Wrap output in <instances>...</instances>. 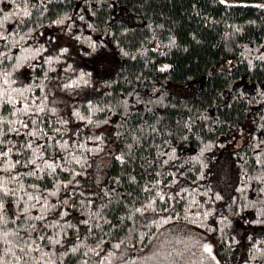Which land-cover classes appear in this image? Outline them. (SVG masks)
I'll return each instance as SVG.
<instances>
[{"label": "trees", "instance_id": "obj_1", "mask_svg": "<svg viewBox=\"0 0 264 264\" xmlns=\"http://www.w3.org/2000/svg\"><path fill=\"white\" fill-rule=\"evenodd\" d=\"M91 3L94 14L85 11V0H50L42 19L33 15L30 19L17 18L24 23L15 19L6 22L9 33L16 34L15 46L8 41L12 51L27 56L16 70L21 75L13 76L12 87L23 88L25 98L31 96L37 106L45 108L42 113L20 117L25 123L31 121L29 127L21 131L17 125L18 134H9L17 142L16 147L33 142L32 149L13 153V159L20 161L18 170L26 190L33 197H43L28 203H38L48 211L40 221L35 216L44 215L41 208L31 209L33 219L29 223L34 232L25 224L28 217L0 225V232L9 228L24 231L42 249L52 247L58 251L66 250L67 245H53L38 237L63 236L75 242L80 236V252L62 257L63 264H81L84 245L95 248L98 243L101 247L96 251L106 264H215L203 251L205 240L213 245L221 264H243L247 235L253 229L258 232L260 226L244 222L253 218L249 209L229 215L231 225L220 222L219 216L228 214L223 205L229 196H238L239 206L257 195V183L241 181L239 175L242 168L247 169L246 174L258 175L260 166L255 163L254 153L264 155V146L256 147L264 141V129L260 128L264 124V101L250 103L248 99L259 100L257 93L264 89V61L259 59L264 52V9L257 7L264 0H116L113 7H103L99 0ZM0 8L9 10L12 4L4 0ZM65 13L75 21L66 23L84 36V41L61 31L63 26L48 23ZM80 15L85 16L84 21L79 20ZM109 17L116 23L106 33ZM36 20L41 26L29 33L27 29L35 28ZM88 24H93L94 30L88 29ZM121 26L129 32L121 34ZM21 36L25 38L21 40ZM88 36L105 44L113 41L105 49L107 70L101 67L96 53L85 56L81 51L91 52ZM172 36L176 37L174 43L169 42ZM115 41H120L131 55L122 56ZM41 46L38 52L24 51L26 47L32 50ZM63 46L69 48L68 53L60 54L63 59L49 61L48 57H55ZM5 63L7 68H0L9 70L12 62ZM68 63L72 67L66 69ZM250 63L254 67L250 68ZM164 64L171 67L162 70ZM81 72L91 73L84 77L90 84L59 87L74 77L79 83ZM101 81L106 83L102 85ZM45 96L47 99H42ZM77 112L80 116L91 115V122L79 119L74 114ZM3 115L15 119L8 109ZM189 118L190 130L184 126ZM62 120L67 124L60 123ZM33 131L38 135H30ZM98 135L102 139L97 140ZM169 147L176 149L178 161ZM117 153L125 155L123 163ZM162 153H168L169 164L164 167ZM33 156L40 169L28 163ZM54 157L55 170L43 162ZM33 170L37 175H25ZM172 172L183 175L176 179ZM133 176L135 179H130ZM154 180L161 181V191L171 192L175 199L166 195L167 202L158 198L153 201L155 210L135 212V208L147 207V201L155 196ZM242 183L253 186L236 192ZM145 185L149 186L147 192ZM216 191L221 192L224 201L215 200ZM52 192L57 194L53 196ZM193 199L203 202L189 208ZM85 200L92 204H82ZM60 209L67 210L68 215H58ZM209 209L214 211L206 218L187 215ZM168 216L172 219L165 223ZM83 220L89 221L87 232ZM209 226L212 231H207ZM233 237L239 243L229 244ZM8 239L13 247L18 242L11 234ZM116 243L121 244L119 249L114 248ZM7 247L0 238V255ZM109 252L115 255L108 256ZM89 257L90 264H98L92 253Z\"/></svg>", "mask_w": 264, "mask_h": 264}, {"label": "snow or ice", "instance_id": "obj_2", "mask_svg": "<svg viewBox=\"0 0 264 264\" xmlns=\"http://www.w3.org/2000/svg\"><path fill=\"white\" fill-rule=\"evenodd\" d=\"M4 0H0V4H3ZM101 2V6L103 7H113L115 5L116 0H111V3H108V0H99ZM223 3H228V0H222ZM9 3L12 4V9L4 10L0 8V11H3V16L0 18V43L3 44L4 50L0 51V65L3 66V68H7V63L5 62H12L11 68L9 70H3V68H0V158H3V162L0 163V225L7 226L10 222H15L17 220H25V217H28V220H25V224L27 225V228L35 231V228L33 227L32 223H29L33 219L31 209H34L36 207L41 208V212L44 213V215H36L35 219L43 221L45 219V215L47 214L48 208L39 205L38 203L33 202L32 204H29L28 201H39L40 199H43L42 196H35L33 197L32 193L30 191H27V186L22 183V177L21 173L18 170V166L20 165L19 160L13 159V153H22L25 149H32L33 148V142L29 140L27 143L23 144L21 147H16L17 142L15 140H12L10 138L9 134H18V128L17 125H20V130L27 129L29 127V123H25L24 120H22L20 117L27 116L29 113H42L45 111V108L43 106H37L36 101L33 97L29 96L27 98L24 97V89L18 88V87H12V85L15 83V80L13 78L14 74L18 78L21 73L16 71L19 69L23 62L27 60V56H17L13 51L12 48L9 46L8 41L11 40V44L13 46L16 45L15 40V33H9V26L6 24V22H9L11 20H16L17 23H24V21L17 19L18 17L28 18L30 19L33 15H36L39 19H42L45 14L49 10V4L50 0H20L19 3L16 2V0H9ZM85 3L87 5L85 11L91 10L93 11V14L95 12L94 6L91 3V0H85ZM257 7L264 9V3L257 4ZM38 20L33 21V23L36 25L35 28H28L27 31L29 33L36 32V28H39L41 25L39 24ZM80 21L85 20L84 15L79 16ZM110 23L108 24V27L105 29V32L108 33L110 29L113 28V25H115L116 21L114 18L109 17ZM66 21H72V18L65 13L63 16H57L56 19H49L48 23L57 25V26H63L61 28V31H67L71 35V37H74L77 41H84L85 37L80 35L78 32H75L73 28L69 25V23H66ZM207 22V21H205ZM72 23H75V21H72ZM88 29L94 30L93 24L87 25ZM119 32L121 34L128 33L129 28L121 26L119 29ZM113 35L116 33L113 32ZM25 37L21 36V40H23ZM195 38V35L193 36ZM52 39H55V37H52ZM88 40H91L90 48L91 52L84 51L81 48V51H83L85 56H91L93 53H96V55L101 60V67L106 69L108 68L107 64V57L108 53L105 51V49L108 47L109 44H111L113 41L109 40L108 44H105L104 41H97L95 39H91L90 36L87 37ZM176 41V37L172 36L170 39V43H174ZM119 53L124 56L128 57L130 56V52L125 50L122 46L120 41H115ZM99 44V48H98ZM246 47V46H245ZM43 46L37 49L29 50L27 47L24 49L25 52H38L42 50ZM69 48L66 46L59 47V53L53 57L49 56L48 60L52 61L53 59L59 61L63 59V57L60 54L68 53ZM135 59V57H133ZM259 59L261 61H264V52H261ZM230 63V61L228 62ZM72 65L70 63L65 65L66 69L71 68ZM171 65L164 64L161 66V69H169ZM249 67H254L251 63L249 64ZM85 76H91V73H84L81 72L79 76V83H76V78H72L68 80L67 83L63 85H59V87L63 88H69V87H79L80 85H88L91 83L90 80L84 79ZM138 79V78H137ZM104 81H101V84L103 85ZM138 96L139 93H136ZM242 96H246V93H241ZM259 96V100H256L255 98H248L250 103H259L264 101V89H260L257 93ZM42 99L46 100L47 97H43ZM88 105H92V101H87ZM5 109H8L10 111V114L12 117H15V119L7 118L5 115H3V112ZM51 111L53 113L56 112V108L52 107ZM78 116L79 119L84 120L87 119L91 122L92 116L88 115L80 116L77 113H74ZM60 123L67 124L66 120L60 121ZM185 129H191V121L190 118L188 121L185 122ZM261 129H264V124L260 125ZM59 131V129H57ZM30 135H38L37 132L33 131L30 133ZM117 138L120 136V133H116ZM97 140L102 139L101 136H96ZM134 139H138L134 137ZM67 142L61 143V147H64V145ZM264 146V141H261L259 144H257V148H260ZM128 149L131 150L132 144L127 145ZM97 149H99V145H97ZM39 151V150H37ZM169 152L173 154V159L178 158L175 157V148L169 147ZM41 157H43L44 153L40 152ZM254 155L257 157L255 163L256 165L260 166L259 174L258 175H251L246 174L247 169H241L239 178L241 181H255L257 183V195L253 198H248L246 203H243L242 205H237V201L239 200V197H233L229 196L228 201L224 203L223 207L226 213L225 215L219 216L220 222H227L229 225H231L232 220L229 219V215H240L243 213L245 209L251 210V214L253 216L250 220H245V223H250L251 225H257L260 226L259 231L257 232L256 229H253L248 235H247V244H246V252L247 256L243 261V264H264V155H262L260 152H255ZM163 163L161 167H164L165 165L169 164V160L167 158L168 153H162ZM72 159H75L73 157ZM117 159H119L122 163L125 161L126 157L125 155L121 153H117ZM192 159H197L196 157H193ZM56 158L54 157L52 161H49L45 159L43 162L47 165L49 169L55 170L57 167V164L55 162ZM36 157L33 156L28 163H35ZM76 163H80L79 160H76ZM203 166V165H202ZM35 168L40 169V164L35 163ZM25 175L29 176H35L37 175L36 171H30L28 173H25ZM76 175V174H73ZM183 172H179V175H177V172H172V176L176 177V179H179V176H182ZM119 179V178H117ZM130 179L134 180L135 177H130ZM176 180H172L171 183H175ZM76 184H79V180H75ZM152 184L157 185L155 188V196L151 197L147 201V207L141 206L139 208H135L134 211L137 213H144L149 208L155 210V205L153 203L154 200L157 198L161 201L166 200V195L168 197H172V193L169 192L167 194H164L161 191V188L159 185L161 184V181L154 180L152 181ZM252 184L250 183H242L239 188H236V192L240 193L243 192L244 188H252ZM31 187L35 188L38 187V185H32ZM149 189L148 185H145L144 190L147 192ZM184 189H181L183 191ZM212 190L209 189V192ZM57 193L52 192L51 195L55 196ZM208 193H205L207 195ZM216 201H224V196L221 194V192L216 191L213 193ZM25 196H27V200H25ZM173 200L175 197H172ZM203 201H196L193 199V201L188 205L189 208L193 206H199L200 203ZM45 205L48 204V201H44ZM64 204H67L68 201L64 200ZM82 204H92L91 200H85L81 201ZM17 206L15 210H13V206ZM161 211L167 213V209H161ZM187 211V209H186ZM210 211H214V209L205 210L203 212L197 211L195 213L193 212H187V215L189 217L196 216V217H208L210 214ZM58 215L60 216H66L68 215V211L65 209H60L58 212ZM91 215V213H89ZM179 214H177L178 216ZM172 219L171 216H168L167 219L164 220L165 223L168 222V220ZM83 225H85L84 231L87 232V225L89 223L88 220L82 221ZM151 223H155V221H151ZM191 223L196 224L198 223L197 220H191ZM19 228H24V225H19ZM77 230H79V224L77 225ZM213 228L211 226L208 227L207 231H212ZM12 235L13 237L18 239V242L13 247L12 240H9V235ZM0 238H3L5 243L8 245L7 248L4 249V254L0 255V264H63L62 257L68 256L69 254H77L80 252L79 245L83 244V241L80 239V236H77L75 239V242L66 241L63 236H61L59 239L52 238V237H46V236H40L38 239L41 241L44 240H50L51 244L53 245H59V244H65L67 245L66 250L64 251H58L54 250L52 247L42 249L39 245L35 244V241L32 237H29L26 235L24 231H13L12 229H8L7 231L0 232ZM233 243H239V241L235 240V237L231 238L229 240V244ZM101 246L100 244H96L95 248H90L87 245H84V251L82 253L83 259L81 261V264H90L89 253H92L93 256L96 257L98 264H106V260L100 259V253L96 251V249H99ZM121 247L120 243H116L114 245V248L119 249ZM203 251L208 253L212 260L215 261V264H221V261L216 258L215 254L213 253V245L206 240L202 243ZM108 256L115 255L114 252L107 253ZM203 259V257H202Z\"/></svg>", "mask_w": 264, "mask_h": 264}]
</instances>
